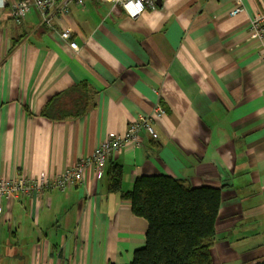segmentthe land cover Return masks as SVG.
Returning <instances> with one entry per match:
<instances>
[{"label":"crops","instance_id":"obj_1","mask_svg":"<svg viewBox=\"0 0 264 264\" xmlns=\"http://www.w3.org/2000/svg\"><path fill=\"white\" fill-rule=\"evenodd\" d=\"M20 1L0 0V179L55 177L156 107L166 115L149 122L154 136L142 148L111 156L102 175L86 168L82 186L5 201L0 264L131 263L148 223L111 192L114 167L123 193L153 176L221 190L214 264L264 260V60L249 27L264 0H156L140 18L119 21L106 0H84L67 14L57 6L50 27L35 9L17 24ZM65 28L78 52L61 38ZM82 83L97 93L87 115L41 117Z\"/></svg>","mask_w":264,"mask_h":264},{"label":"trees","instance_id":"obj_2","mask_svg":"<svg viewBox=\"0 0 264 264\" xmlns=\"http://www.w3.org/2000/svg\"><path fill=\"white\" fill-rule=\"evenodd\" d=\"M96 95L82 83L52 98L40 115L53 122L82 118L96 107ZM67 99L72 102L67 104ZM113 169L111 192L120 193L133 215L148 223L145 246L135 251L129 264H214L221 190L191 188L181 180L153 176L138 178L133 190L123 193L122 171Z\"/></svg>","mask_w":264,"mask_h":264},{"label":"built area","instance_id":"obj_3","mask_svg":"<svg viewBox=\"0 0 264 264\" xmlns=\"http://www.w3.org/2000/svg\"><path fill=\"white\" fill-rule=\"evenodd\" d=\"M106 1L110 4V16L119 21L122 13L133 20L140 18L147 9L155 5L156 0ZM236 2L239 3L240 1L236 0ZM71 4L82 7L84 0H22L14 4L13 20L17 24H21L30 9H35L41 18V25L50 27L54 9L58 6L63 13L67 14ZM240 11L241 9L237 7L231 16H236ZM249 27L251 39L256 40L259 44L258 57L264 60V11L251 18ZM72 35L73 29L71 28H65L61 32V38L69 44L70 49L78 52V45L72 41ZM165 115L166 111L158 106L150 114L140 116L130 123L124 134L104 140L91 157L78 161L73 167L55 177L41 175L37 178H29L20 174L14 179H0V215L5 201L11 202L21 197H41L54 190L65 193L71 187L82 186L84 171L90 166L96 167L102 175L107 160L120 152L122 148L130 145L134 148H142L145 135L154 136V130L149 122Z\"/></svg>","mask_w":264,"mask_h":264},{"label":"rangeland","instance_id":"obj_4","mask_svg":"<svg viewBox=\"0 0 264 264\" xmlns=\"http://www.w3.org/2000/svg\"><path fill=\"white\" fill-rule=\"evenodd\" d=\"M24 244H27V243H21L20 242V246L21 247H23V248H25V245ZM30 249H31V247L30 246H28L26 249H24V253H25V255H28V254H30ZM28 258L26 259V264H28ZM17 261H18V259H17ZM16 262V261H15ZM1 264H15L14 263V261L13 260H11V259H8V261H3V262H1Z\"/></svg>","mask_w":264,"mask_h":264}]
</instances>
